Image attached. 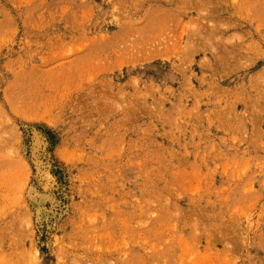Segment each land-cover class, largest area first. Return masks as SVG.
<instances>
[{
    "label": "rangeland",
    "instance_id": "1",
    "mask_svg": "<svg viewBox=\"0 0 264 264\" xmlns=\"http://www.w3.org/2000/svg\"><path fill=\"white\" fill-rule=\"evenodd\" d=\"M0 264H264V0H0Z\"/></svg>",
    "mask_w": 264,
    "mask_h": 264
},
{
    "label": "bare ground",
    "instance_id": "2",
    "mask_svg": "<svg viewBox=\"0 0 264 264\" xmlns=\"http://www.w3.org/2000/svg\"><path fill=\"white\" fill-rule=\"evenodd\" d=\"M33 135H34V133H33ZM35 136V135H34ZM39 138V137H38ZM36 142V141H35Z\"/></svg>",
    "mask_w": 264,
    "mask_h": 264
}]
</instances>
